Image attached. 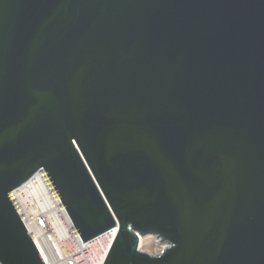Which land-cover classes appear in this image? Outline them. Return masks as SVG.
Returning a JSON list of instances; mask_svg holds the SVG:
<instances>
[{"label": "water", "instance_id": "obj_1", "mask_svg": "<svg viewBox=\"0 0 264 264\" xmlns=\"http://www.w3.org/2000/svg\"><path fill=\"white\" fill-rule=\"evenodd\" d=\"M40 169L103 264H264V0H0V264Z\"/></svg>", "mask_w": 264, "mask_h": 264}, {"label": "built area", "instance_id": "obj_2", "mask_svg": "<svg viewBox=\"0 0 264 264\" xmlns=\"http://www.w3.org/2000/svg\"><path fill=\"white\" fill-rule=\"evenodd\" d=\"M8 197L44 264H98L103 248L115 238L113 227L82 241L43 169L11 190ZM60 206L66 216L58 213Z\"/></svg>", "mask_w": 264, "mask_h": 264}, {"label": "bare ground", "instance_id": "obj_3", "mask_svg": "<svg viewBox=\"0 0 264 264\" xmlns=\"http://www.w3.org/2000/svg\"><path fill=\"white\" fill-rule=\"evenodd\" d=\"M57 211H58V213L60 215L66 216L63 207L60 206L59 208H57ZM117 231H118V229H117V227H115V229H114V237L116 236ZM113 240H114V238H113ZM113 240L112 241H109L107 243V245L103 248V250H102V252L100 254V261L98 262V264H103L104 263V260H105L107 254H108V251H109V249L111 247V244H112ZM154 240H155V238L154 237L152 238L151 236H142V237H139V246H141L143 243L146 244V245H151V244L154 243ZM163 247L164 246L161 245L158 253L161 252V250L163 249Z\"/></svg>", "mask_w": 264, "mask_h": 264}, {"label": "rangeland", "instance_id": "obj_4", "mask_svg": "<svg viewBox=\"0 0 264 264\" xmlns=\"http://www.w3.org/2000/svg\"><path fill=\"white\" fill-rule=\"evenodd\" d=\"M147 236H151L152 238L154 237L155 240H154V243L151 244V245H146V244H142L141 246H139V249L143 252H146V253H149V254H156L158 253L161 245L164 246L165 243H163L162 241H160L158 238H156L155 236L153 235H147Z\"/></svg>", "mask_w": 264, "mask_h": 264}]
</instances>
